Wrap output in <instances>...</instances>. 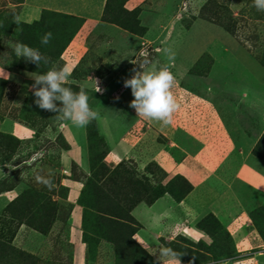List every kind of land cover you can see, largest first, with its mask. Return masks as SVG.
Returning a JSON list of instances; mask_svg holds the SVG:
<instances>
[{"label":"rangeland","instance_id":"1","mask_svg":"<svg viewBox=\"0 0 264 264\" xmlns=\"http://www.w3.org/2000/svg\"><path fill=\"white\" fill-rule=\"evenodd\" d=\"M122 2L109 0L108 18L118 16ZM33 3L0 0V131L18 138L4 152L0 149V176L36 151H45L33 165L1 177L5 179L0 181V217L2 208L31 186L51 191L57 210L46 233L1 217L0 239L36 259L16 258L14 253L5 257L0 249V264H75L77 237L85 244L84 264H123L113 244L91 236L81 224L73 235L75 211L66 199L59 159V152L69 149L64 130L72 121L64 116L61 101H54L56 111L34 104L39 74L23 69L26 60L14 52L20 23L39 17L40 9ZM128 4L138 8L141 27L128 30L101 23L72 39L61 59L51 64V69L59 71L65 56L76 60L66 82L83 89L90 108L97 112L84 125L83 157H87L88 170L72 161L70 177L85 180L89 159L93 158L95 166L96 157L105 153L104 161L110 167L117 161L146 184L165 183L167 174H173V169L164 173L166 168L184 159L191 172L183 175L207 193L215 191L211 198L218 201L222 216L209 210L194 219L193 225L210 238L209 243L194 241L187 230L176 235L173 243L183 246L179 253L184 261H179L250 264L242 258L253 249H239L232 236L230 240L227 224L231 214L238 221L248 217L264 241V153L252 152L264 135V10H258L253 0H132ZM163 69L174 77L171 91L178 104L168 124L139 116L130 107L135 98L131 87L124 84L136 74ZM16 125L29 128V135H16ZM92 129L95 135L89 136ZM111 140L123 149L116 150L120 159L109 153ZM148 160L156 161L160 169L150 165L151 175L145 177L140 163ZM207 213L216 216L217 224L207 218L202 229L198 222ZM111 227L105 224L102 228L109 231ZM163 245L171 253L165 241ZM128 256L126 264H160L133 247Z\"/></svg>","mask_w":264,"mask_h":264},{"label":"trees","instance_id":"2","mask_svg":"<svg viewBox=\"0 0 264 264\" xmlns=\"http://www.w3.org/2000/svg\"><path fill=\"white\" fill-rule=\"evenodd\" d=\"M125 2L126 0H123L121 8L118 9V16L108 18L106 14L109 0H105L101 19L124 29L135 30L137 26L141 27L138 8L128 9L125 7ZM122 19H126V22H122ZM82 23L83 17L81 16L47 8L40 10L37 19L20 23L17 42H22L37 49L42 57L41 61L37 63L22 56L27 62L22 68L39 75L46 73L51 69V64L55 60L61 59L62 52ZM129 23L134 25L131 26ZM46 32H51L52 36L49 43L44 45L41 44V37ZM64 86L70 88L73 92H79V87L75 83L65 82ZM23 110H25V107H23ZM88 135L94 136V129ZM98 136L103 141V137ZM12 141H18V138L13 134L0 131V149L3 152L6 148L11 147ZM252 152L255 155L264 153V135L259 137L252 148ZM104 154L96 157L99 162L95 166L92 164L93 158L89 159L91 166L88 174H84L85 180L72 177L82 182L77 203L82 208L81 225L83 231L113 244L114 252L120 255L123 264H126L125 261H129V249L132 247L153 260L151 255L132 238L133 233L141 227V224L131 214L132 208L139 202L150 205L165 194H169L175 201H180L192 190L193 184L181 173H175L165 183L159 181L157 184H146L141 178H133L134 171L122 167L120 162L114 164L113 167L107 165L103 158ZM150 165L159 168L156 161L148 160L141 168V174L145 177L151 175V171L148 170ZM4 179L0 178V181ZM52 195L51 191L46 190L44 186L27 187L2 208L1 217L17 221L19 224L24 223L42 233H46L52 225L57 210ZM207 218L217 224L218 219L216 216L213 213H207L198 222V226L202 229L205 228L202 221ZM89 219H91V223L87 226L86 223ZM105 224L112 225L110 232L103 230L102 227ZM228 235L231 240V235L229 233ZM173 242L172 240L165 241L167 249L175 257L184 261L179 253L180 248L183 246L176 247ZM170 243H173V246ZM0 249L3 250L2 253L5 257H10L14 253L16 258L24 257L33 261L36 259L33 254L24 250H16L12 244L3 239H0ZM135 263L139 264V262Z\"/></svg>","mask_w":264,"mask_h":264},{"label":"crops","instance_id":"3","mask_svg":"<svg viewBox=\"0 0 264 264\" xmlns=\"http://www.w3.org/2000/svg\"><path fill=\"white\" fill-rule=\"evenodd\" d=\"M131 1L132 0H126V8L131 9L133 7L128 4ZM104 3L105 0H34V6H32L40 10L42 8H47L83 17V23L73 36L72 39H74L77 35H80V33L84 36L91 28L101 23H107L101 19ZM72 39L69 44L72 42ZM67 48L68 46L66 49ZM64 60L62 68H67L69 73H71L76 60L67 56H65ZM84 128V125L77 126L73 122H71L69 126H66L64 135L69 144V149L59 152L60 166L63 172L62 183L67 186L66 199L72 203L73 210L75 211L74 225L72 226L73 235L74 232L76 233V226L80 227L81 224L82 208L77 203V198L82 187V182L71 178L70 170L72 161L78 162L83 170H88L87 157L85 159L83 157L85 153L83 148L85 137ZM13 130L15 134L18 133L16 135L19 137H26L29 135V128L21 125H16ZM108 146L109 153H113L120 159V153L116 151L119 149H117L113 140L108 143ZM119 151L121 152L123 149L120 148ZM105 161H107L106 158ZM115 163H117V161ZM145 163L141 162L140 167L142 168ZM170 169H173V174H167V179L172 177L175 173L185 175V173L191 172L190 168L185 165L184 159L176 163H171L170 166L166 168V171H168L166 173H169ZM205 189L206 188H202V185H198L195 182L193 183L192 190L180 201H175L169 194H165L150 205L139 202L132 208L131 214L141 224V227L133 233L132 238L142 248L150 252L160 264H181L177 257L167 252L163 242L171 241L176 235L187 230L194 241L202 239L205 243H209L210 238L193 225L194 219L198 216L201 217L209 210L218 218L222 216V209L218 207V201L211 198L216 194L214 193L215 191L209 189L210 195H208L209 192L207 193ZM227 212L228 209L226 208V215ZM239 219L242 220L238 221V217L231 214L229 223L227 224V230L232 236L235 245L241 247L239 249H253V253L242 258V261L249 262L250 264H264V241L260 238L256 230L250 226L251 222L248 217ZM74 245L75 264H84L85 244L77 237Z\"/></svg>","mask_w":264,"mask_h":264},{"label":"clouds","instance_id":"4","mask_svg":"<svg viewBox=\"0 0 264 264\" xmlns=\"http://www.w3.org/2000/svg\"><path fill=\"white\" fill-rule=\"evenodd\" d=\"M253 2L258 10H264V0H253ZM51 36V32H46L41 37V44H48ZM14 52L17 57L24 56L37 63L42 58L37 49L22 42L14 45ZM69 75L67 68H61L59 71L50 69L44 74L37 75L35 83L40 86L34 88L33 102L42 110L56 111L54 101H61L64 105V116L77 126H83L94 119L97 112L90 108L88 96L83 89L73 92L64 86ZM173 80L172 73L167 69L146 72L142 75L136 74L125 80V86L131 87L135 97L130 107L135 108L141 117L163 119L164 124L170 123L172 113L178 107L171 91Z\"/></svg>","mask_w":264,"mask_h":264},{"label":"water","instance_id":"5","mask_svg":"<svg viewBox=\"0 0 264 264\" xmlns=\"http://www.w3.org/2000/svg\"><path fill=\"white\" fill-rule=\"evenodd\" d=\"M44 151H45L44 149H40V150L36 151L29 158L24 159V160L20 161L19 163L15 164L14 166H12L11 168H9L6 172V174H4L3 176H5V175H7L13 171L19 170V169H21V167L33 165L34 162L37 161V159L44 153ZM3 176H0V178Z\"/></svg>","mask_w":264,"mask_h":264}]
</instances>
